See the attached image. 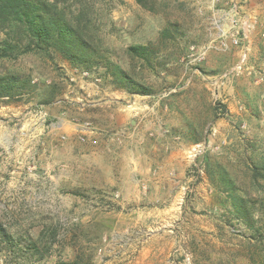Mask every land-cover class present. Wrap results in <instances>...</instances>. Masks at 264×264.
I'll return each instance as SVG.
<instances>
[{"label":"rangeland","instance_id":"rangeland-1","mask_svg":"<svg viewBox=\"0 0 264 264\" xmlns=\"http://www.w3.org/2000/svg\"><path fill=\"white\" fill-rule=\"evenodd\" d=\"M53 1L86 50L0 59V264H264V0Z\"/></svg>","mask_w":264,"mask_h":264},{"label":"trees","instance_id":"trees-1","mask_svg":"<svg viewBox=\"0 0 264 264\" xmlns=\"http://www.w3.org/2000/svg\"><path fill=\"white\" fill-rule=\"evenodd\" d=\"M141 3V2H140ZM0 59L15 61L27 54H50L59 52L72 64L83 62L86 44L80 31L76 30L64 9L53 0H0ZM130 52L144 60L150 52L146 48H130ZM113 76L121 71L115 67ZM28 82L17 74H0V100L13 99L22 94ZM141 95H149L148 89H137ZM6 238V234L0 231ZM55 264H80L73 261Z\"/></svg>","mask_w":264,"mask_h":264},{"label":"water","instance_id":"water-1","mask_svg":"<svg viewBox=\"0 0 264 264\" xmlns=\"http://www.w3.org/2000/svg\"><path fill=\"white\" fill-rule=\"evenodd\" d=\"M40 173H42V172H40Z\"/></svg>","mask_w":264,"mask_h":264}]
</instances>
